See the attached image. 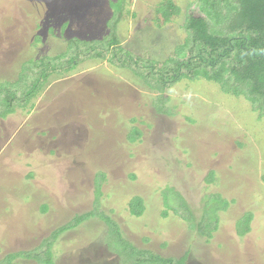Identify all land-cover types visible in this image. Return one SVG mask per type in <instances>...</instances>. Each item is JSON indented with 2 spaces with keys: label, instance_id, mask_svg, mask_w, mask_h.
<instances>
[{
  "label": "rangeland",
  "instance_id": "1",
  "mask_svg": "<svg viewBox=\"0 0 264 264\" xmlns=\"http://www.w3.org/2000/svg\"><path fill=\"white\" fill-rule=\"evenodd\" d=\"M118 1L0 0V261L51 239L54 264H141L120 234L148 254L189 253L187 264H264V115L206 79H183L163 94L147 83L143 67L153 61L161 72L172 61L187 18L202 14L200 0H172L181 11L169 20L160 8L168 0H121L114 28L122 63L88 58L100 47L85 41L109 37ZM35 82L42 85L19 107ZM162 96L168 101L159 104ZM136 196L138 217L129 204ZM225 202L217 230L201 236L207 205ZM95 210L120 233L91 216L59 234ZM248 213L250 231L240 234Z\"/></svg>",
  "mask_w": 264,
  "mask_h": 264
},
{
  "label": "trees",
  "instance_id": "2",
  "mask_svg": "<svg viewBox=\"0 0 264 264\" xmlns=\"http://www.w3.org/2000/svg\"><path fill=\"white\" fill-rule=\"evenodd\" d=\"M119 3L122 4L120 5ZM116 4H119L120 8L116 9L115 7L118 6ZM112 5L116 11L113 14V19L108 21V24L113 27L110 33L111 36L109 35L102 42L85 41L91 48L94 47L96 49V46L100 47L98 48L100 50L99 52H97L98 50L91 52L90 49L85 52L88 58L97 57L107 59L108 57L110 62L118 65L122 63L119 53L124 51V47L118 39L114 26L120 23V18L117 15L122 12L124 3L120 0L112 3ZM197 6L199 7L198 11L202 14L198 17L190 15L187 18L186 28L188 36L185 43L178 46L172 61L165 64L161 72H154V68L156 67L153 66V61L146 63V66L143 67L149 70V72L151 71V82L147 83L153 89L163 94L165 90L171 88L183 79L189 81L206 79L207 81L218 84L222 92L226 94H233L237 97L243 96L251 102L255 111H259L261 115H264V0H200L198 4L195 2L194 9ZM160 8H162V11H160L166 20H169L171 15L181 11V8L172 0H168ZM63 27H66V25ZM102 45L103 48L101 49ZM115 50H119L117 54ZM113 55L114 57H119L117 62L112 61ZM86 56L81 57L80 61L88 59ZM74 60L78 61L79 56H76ZM68 63L71 65L72 61ZM121 68L128 67L124 64V66L121 65ZM140 68L138 67V69ZM138 69H135L138 73L137 75L144 77L145 74L138 71ZM56 70V67L50 71L46 69L41 72V75L43 74V78H49L50 74L55 73ZM41 85L39 82L29 85L31 89L26 92L27 97L17 99L22 103L19 107H25L30 97ZM24 95L21 94V96ZM12 96L13 94H11ZM11 97L9 99L13 101L14 99ZM167 101L168 98L162 96L159 104ZM160 112H165L168 115L172 114V111L168 108L162 110L160 107ZM0 116L4 117L5 115H1L0 113ZM139 133L140 136L143 135L142 131H139ZM141 138L138 136L136 139H131V141L135 142ZM214 174V171H210L206 182H212L214 180ZM132 176L136 178L137 174H132ZM129 204L131 213L134 216L138 217L144 213L142 198L136 196L131 199ZM228 205L229 203L225 202L223 207L217 206L214 210H209V205H207V210L210 213L206 214V218L204 215L202 220L198 222L199 225L196 231L201 236L209 239L214 231L217 230L218 212L225 211ZM44 206L47 207V205ZM210 208H213V206ZM91 216H98L107 223H111L116 229L115 232L120 233L118 231L119 228L117 229L115 226L116 223L110 217L105 216L101 211L95 210L94 213L88 212L86 214L76 215L74 217L76 219H72L71 222L63 226L59 234L77 227ZM180 217L186 221L191 218V216L187 218L184 214ZM251 219L252 214L248 213L247 217H245V222L240 224V234H246L250 231L249 224ZM190 221L193 222V219L191 218ZM119 237L121 238V242H124L127 253L129 255L131 254L132 257L133 254H136L141 259V264H187L189 253H186L178 259L165 258L160 255L148 254V252L136 248L129 240L123 238L122 235L119 234ZM53 242L54 240H47L42 245L44 247H40V250L36 252L28 250L10 253L3 261H0V264H13L12 261L19 257L35 260L36 262H40V264L45 262L44 259H46L50 264H54V258L51 252Z\"/></svg>",
  "mask_w": 264,
  "mask_h": 264
}]
</instances>
